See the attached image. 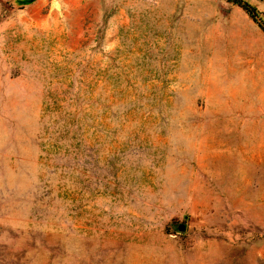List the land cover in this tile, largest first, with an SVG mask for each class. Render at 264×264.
Here are the masks:
<instances>
[{
    "label": "rangeland",
    "instance_id": "374dc122",
    "mask_svg": "<svg viewBox=\"0 0 264 264\" xmlns=\"http://www.w3.org/2000/svg\"><path fill=\"white\" fill-rule=\"evenodd\" d=\"M0 264H264V31L246 10L0 0Z\"/></svg>",
    "mask_w": 264,
    "mask_h": 264
},
{
    "label": "trees",
    "instance_id": "16d2710c",
    "mask_svg": "<svg viewBox=\"0 0 264 264\" xmlns=\"http://www.w3.org/2000/svg\"><path fill=\"white\" fill-rule=\"evenodd\" d=\"M7 4L11 6H26L31 4L34 0H4ZM231 2H234L235 4L242 7L244 10L247 11V13L250 15V17L261 27V29L264 31V21L259 17V11L258 9L245 0H230Z\"/></svg>",
    "mask_w": 264,
    "mask_h": 264
},
{
    "label": "water",
    "instance_id": "95a60500",
    "mask_svg": "<svg viewBox=\"0 0 264 264\" xmlns=\"http://www.w3.org/2000/svg\"><path fill=\"white\" fill-rule=\"evenodd\" d=\"M178 229L179 231H184L186 229V224L185 223H181L179 226H178Z\"/></svg>",
    "mask_w": 264,
    "mask_h": 264
},
{
    "label": "crops",
    "instance_id": "0c3cea01",
    "mask_svg": "<svg viewBox=\"0 0 264 264\" xmlns=\"http://www.w3.org/2000/svg\"><path fill=\"white\" fill-rule=\"evenodd\" d=\"M259 26V25H258ZM260 27V26H259ZM261 28V27H260ZM262 30V29H261Z\"/></svg>",
    "mask_w": 264,
    "mask_h": 264
}]
</instances>
